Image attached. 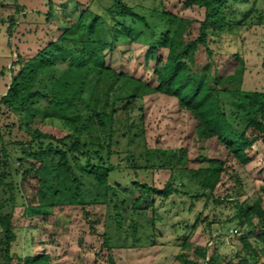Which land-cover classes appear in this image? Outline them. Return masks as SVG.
I'll list each match as a JSON object with an SVG mask.
<instances>
[{
    "label": "trees",
    "instance_id": "1",
    "mask_svg": "<svg viewBox=\"0 0 264 264\" xmlns=\"http://www.w3.org/2000/svg\"><path fill=\"white\" fill-rule=\"evenodd\" d=\"M33 1L38 5L34 20L25 23L11 15L7 28L13 54L11 75L0 94V264H57L45 252L19 256L12 251L18 206L24 216L37 217L74 205L87 214V205H104L101 247L109 250L113 264L114 243L154 241L155 217H148L142 206L148 198L176 192L204 197V208L210 200L227 203L234 212L224 222L244 226L241 247L231 256H223L217 247L211 254L206 247L195 248L203 261L181 253L179 264H258L264 259V181L251 202L214 195L230 159L246 165L252 144H264V90L243 88L246 62L240 51L219 52L211 45L236 26L263 25L264 0H185L187 8L204 9L201 19L163 5L139 8L124 0L100 7L94 0H76L84 4L78 15L64 11L61 16L63 0L60 5L56 0ZM56 16L62 32L47 39L42 24ZM121 42L147 46L145 58L155 61L156 84L105 65L103 51ZM152 92L175 97L185 110V146L168 150L148 145L142 99ZM49 123L62 135L42 128ZM157 167L172 171L162 188L150 179ZM28 178L37 183L30 195L23 186ZM240 187L236 183L234 194L241 193ZM136 188L142 191L137 197ZM127 220L130 228H124ZM147 228L151 231L145 237L141 230ZM91 231L97 233L95 224Z\"/></svg>",
    "mask_w": 264,
    "mask_h": 264
},
{
    "label": "rangeland",
    "instance_id": "2",
    "mask_svg": "<svg viewBox=\"0 0 264 264\" xmlns=\"http://www.w3.org/2000/svg\"><path fill=\"white\" fill-rule=\"evenodd\" d=\"M124 1L139 8L163 5L166 9L189 18L201 19L204 16L203 8L199 6L187 8L184 6L185 0ZM63 2L64 7L59 12L61 16L66 11L75 17L84 7V4H77L76 0ZM94 2L97 7L111 4V0ZM261 2L262 0H255L254 3ZM56 3L60 5L59 0H56ZM21 6L24 7L23 11L16 12ZM37 9V2L33 0H0V94L5 90V84L11 75L9 66L13 53L6 42L9 18L13 15L17 20L23 19L27 23L34 20ZM24 12L28 15L22 18ZM238 12L243 19L248 20L249 16L240 10ZM56 18L57 16L48 22L43 21L42 26L46 28L47 39H56L62 32ZM16 30L15 28L14 35L18 34ZM211 45L219 52L240 51L246 62L243 88L264 90V24L236 26L230 32L221 33ZM146 47L141 42L115 44L103 51L105 65L156 84L153 71L155 61L146 60ZM161 52L165 53V50ZM3 69L4 76L1 75ZM95 80L96 75L88 85L87 97L90 96ZM142 103L146 140L150 147L173 150L186 145L189 120L175 97L152 92L144 95ZM42 128L47 132L62 135V130L51 123L42 125ZM248 153L251 160L246 165L230 159L227 170L215 189V197L232 199L237 196L241 202L244 200L251 202L255 198L264 181V144L260 140L255 141ZM171 175L172 171L169 168L157 167L152 170L150 179L155 187L162 188L171 179ZM234 177L238 179L237 182ZM114 178L127 183V179L120 176ZM238 182L241 193L236 195L234 187ZM23 186L29 195L37 189V183L33 178L24 180ZM141 192L140 189H134V196L137 197ZM204 203V197L193 198L182 192L173 193L168 198L149 197L142 206L146 208L148 217H155L154 241L145 239L144 243L135 246L129 241L126 245L114 243L110 251L114 259L113 264H179L178 256L181 253L186 254L188 259L202 262L203 259L194 251L195 248L202 247H206L208 254L217 247L223 256H231L241 247L239 235L244 226H239L235 222L233 224L224 222L234 212L229 204L216 205L210 200L208 206L204 208ZM85 208L87 214L83 212L81 205H74L64 209L56 208L48 216L26 217L23 215V207L18 206L14 213L17 238L13 242L12 251L19 256L39 255L45 252L50 255L51 261L57 264H112L107 257L109 250L101 247L103 242L101 235L105 229V207L97 204L87 205ZM96 219L98 222H94ZM197 219H199L197 227L189 232L190 226ZM91 224H95L97 233L91 231ZM123 225L124 228H130L129 220L123 222ZM150 231V228L143 229L141 234L146 237V234L150 235ZM184 241L185 247L182 246ZM263 261L261 257L258 264H263ZM13 264H16V260Z\"/></svg>",
    "mask_w": 264,
    "mask_h": 264
}]
</instances>
